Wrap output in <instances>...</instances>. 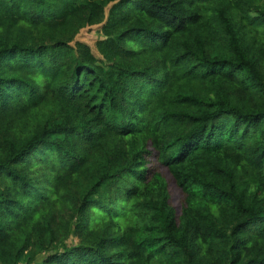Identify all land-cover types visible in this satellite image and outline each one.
<instances>
[{
	"label": "trees",
	"instance_id": "1",
	"mask_svg": "<svg viewBox=\"0 0 264 264\" xmlns=\"http://www.w3.org/2000/svg\"><path fill=\"white\" fill-rule=\"evenodd\" d=\"M0 264H264V0H0Z\"/></svg>",
	"mask_w": 264,
	"mask_h": 264
},
{
	"label": "rangeland",
	"instance_id": "2",
	"mask_svg": "<svg viewBox=\"0 0 264 264\" xmlns=\"http://www.w3.org/2000/svg\"><path fill=\"white\" fill-rule=\"evenodd\" d=\"M98 31H99L98 27H92V28L85 29L78 35V39L92 46L94 41L98 38V34H99ZM169 190H170V193L172 194L171 195L172 204L175 205V203L177 202V199L178 198L180 199V192L178 189L172 186L169 187Z\"/></svg>",
	"mask_w": 264,
	"mask_h": 264
}]
</instances>
